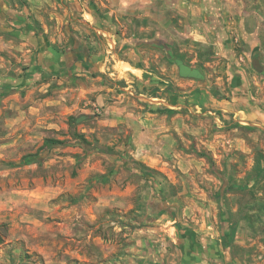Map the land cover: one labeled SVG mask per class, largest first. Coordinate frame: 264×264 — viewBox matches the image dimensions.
<instances>
[{
  "label": "crops",
  "instance_id": "0c3cea01",
  "mask_svg": "<svg viewBox=\"0 0 264 264\" xmlns=\"http://www.w3.org/2000/svg\"><path fill=\"white\" fill-rule=\"evenodd\" d=\"M86 2L0 0V128L56 133L57 137L45 138L60 139L64 144L52 147L44 157L42 139L31 153L33 163L39 164L52 149L69 144L68 135L61 133L70 132V115H81L78 132L106 135L109 130H124L132 161L179 185L180 180L190 179L193 187L187 191L183 186L178 195L193 197L191 204L169 203L164 189L144 196L145 225L127 233L130 249L122 254L125 258L119 256L124 264H168L163 244L179 252L184 243L199 247L217 235L221 185H216L218 176L198 152L204 149L217 158L221 149L242 148V136L235 133L242 125V113L249 124L264 123V110L251 104L249 90L255 75L264 77V0H99L102 14L96 13L98 1ZM123 19L139 25L137 34L142 41L132 38L133 24L130 34L116 39L107 20L112 28L122 25ZM81 34L97 37L100 46L89 47L81 41ZM64 38L65 47L51 46ZM149 43L163 47H147ZM188 49L191 60L186 58ZM151 52L158 53L156 56L174 54L173 60L196 68L201 76L180 75L175 61L167 65L168 73H157L153 70L157 59L148 55ZM104 53L111 54L114 61L110 65L115 71L108 74L109 59ZM211 84L217 90H210ZM259 101L264 104V97ZM116 142L108 141L110 145ZM76 143L82 150V154H74L76 159L95 151ZM110 152V159L123 160ZM125 162L138 170L124 158ZM100 174L102 180L96 178ZM115 179V174L92 173L87 180L89 186L99 184L108 191L97 202L104 209L116 206L112 194L117 191L111 188ZM144 179L154 182L147 174ZM67 190L59 192L68 198ZM153 197L166 210L146 221ZM131 208L133 204L127 210ZM188 211L193 213L191 221L189 215L185 219ZM168 219L173 222L170 226ZM184 225L201 230L204 238L198 241L200 235H190L187 239L179 229ZM172 229L173 236L168 234ZM211 254L176 255L172 264H192Z\"/></svg>",
  "mask_w": 264,
  "mask_h": 264
},
{
  "label": "rangeland",
  "instance_id": "374dc122",
  "mask_svg": "<svg viewBox=\"0 0 264 264\" xmlns=\"http://www.w3.org/2000/svg\"><path fill=\"white\" fill-rule=\"evenodd\" d=\"M86 1L87 5L98 1L96 13L99 11L98 14H102L100 10L103 6L99 0ZM106 24L116 39L122 40L132 32L129 30L130 24L135 25L132 38H143L137 34L140 33L137 28L139 25L133 22L123 19L122 25L112 28L110 21L107 20ZM79 37L89 47L100 46L97 37L90 34L87 38L82 34ZM66 44L64 38L51 46L65 47ZM147 47L163 46L149 43ZM185 52L186 58L191 60L192 53L189 49ZM151 53L148 55L157 59L153 61V70L157 73H168L167 65L175 64L171 57L174 54L156 56L158 53ZM104 55L109 59L108 74L115 71L110 65L114 61L111 54ZM195 63L203 68L201 61ZM25 69L22 70L26 74ZM206 70L212 72V68ZM249 87L250 95L253 96L250 98L251 104L264 110V104L259 101L264 97V77L261 79L255 75ZM214 89L217 90L216 86L211 84L210 90ZM247 121L245 113H242V125L235 132L242 136V148L233 145L225 151L221 149L217 152L220 155L217 158L201 149L213 160V170L218 173H215L218 176L216 185H221L222 177L227 181V189L218 200L221 211L216 213L217 235L199 247L192 242L184 243L179 252L174 246L163 244L162 247L166 248L165 258H168L167 261L164 258L166 263L172 264L176 255L188 256L191 252L212 253L192 261V264H264V123L260 126ZM80 125L76 124L77 131ZM61 134L68 135L65 139H69V144L52 149L49 156L36 164L31 153L39 148L42 139L46 136L57 137L56 133H36L24 128L14 130L9 126L0 128V224L4 225L0 264H124L122 254L131 246L127 233L145 225L144 196L152 190L164 189L166 194L169 193L168 202H178L180 207L191 204V199H194L188 195H178L183 186L187 191L193 187L190 179L180 180L179 185L149 168L138 166V170L134 171L126 162L124 164V158L129 164L132 163L128 135L124 130H109L106 135L85 132L87 143L95 151L80 160L74 154H82V150L74 142L71 133ZM97 135L100 138H96ZM110 140L118 142L110 145ZM73 148L80 150L70 152ZM110 151L114 157L120 156L123 160L110 159ZM208 165L212 170L209 162ZM92 173L116 175L111 185L117 191L112 194L116 205L113 210L104 209L97 203L102 201L100 195L108 191L99 184L88 185L87 180ZM145 174L153 176L154 182L145 180ZM214 186L213 183V189ZM52 188L56 190L54 193ZM64 188L69 189L70 197L66 198L65 193L59 192ZM130 204H133V208L127 210ZM187 215L191 221L193 213L188 211L185 219ZM168 220V226L172 225L173 222ZM179 229L187 239L190 235H200L198 241L204 238L201 230L194 231L188 225L179 226ZM168 234L173 236L174 230ZM165 237H168L167 232ZM25 255L29 256L26 258ZM119 256L122 258L119 259Z\"/></svg>",
  "mask_w": 264,
  "mask_h": 264
},
{
  "label": "trees",
  "instance_id": "16d2710c",
  "mask_svg": "<svg viewBox=\"0 0 264 264\" xmlns=\"http://www.w3.org/2000/svg\"><path fill=\"white\" fill-rule=\"evenodd\" d=\"M83 116V115H82ZM68 121H69V124H70V133L73 137V139L75 140V142H78L79 144H81L84 149L86 150H92L93 147H89V145H87V140L86 138L84 137V134L78 132L75 128V125L78 124L79 122L83 121L81 115L80 116H73V115H70L68 117ZM64 144V141L63 140H60V139H55V138H45L44 141H43V144L41 146L40 149H43L44 151H42V155H44V157L46 156L47 154V151H50V149L52 147H56V146H61ZM198 154L206 157V159L208 160V162L210 163V166L212 167V170H213V166H214V163H213V160L208 156L206 155L203 151H199ZM131 164V167L133 168H138V166H141V167H144V168H148L146 167L145 165H143L142 163H139L137 161H132ZM130 166V165H129ZM153 170V169H151ZM155 171V170H153ZM214 173L218 174L217 171L213 170ZM157 172V171H156ZM148 176H151L149 174H147ZM96 178L97 179H100L102 180L103 178V175H96ZM152 179H154V177L152 176L151 177ZM227 189V181L224 177H222V184L218 190V196H223L224 193H225V190ZM148 212H147V215L146 217L144 218L146 221H149L151 220L152 218V215L153 214H156V213H160V212H164L166 210V206L164 205H161V202H158L157 199L155 200V197L152 198V200L150 202H148ZM4 225L3 224H0V242L2 241V229H3ZM29 255H25V257L27 258Z\"/></svg>",
  "mask_w": 264,
  "mask_h": 264
},
{
  "label": "water",
  "instance_id": "95a60500",
  "mask_svg": "<svg viewBox=\"0 0 264 264\" xmlns=\"http://www.w3.org/2000/svg\"><path fill=\"white\" fill-rule=\"evenodd\" d=\"M174 61L178 65L180 75L196 78H199L201 76L200 72L196 68L184 64L180 59L175 58Z\"/></svg>",
  "mask_w": 264,
  "mask_h": 264
}]
</instances>
